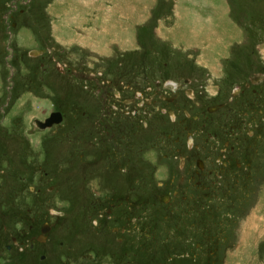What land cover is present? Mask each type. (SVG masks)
<instances>
[{
    "label": "rangeland",
    "instance_id": "rangeland-1",
    "mask_svg": "<svg viewBox=\"0 0 264 264\" xmlns=\"http://www.w3.org/2000/svg\"><path fill=\"white\" fill-rule=\"evenodd\" d=\"M260 74L264 0H0V264H264Z\"/></svg>",
    "mask_w": 264,
    "mask_h": 264
},
{
    "label": "flooded vegetation",
    "instance_id": "flooded-vegetation-1",
    "mask_svg": "<svg viewBox=\"0 0 264 264\" xmlns=\"http://www.w3.org/2000/svg\"><path fill=\"white\" fill-rule=\"evenodd\" d=\"M255 82H259L260 80L262 81V80H264V74H260V75H257V77H255ZM253 81V80H252ZM254 82V81H253ZM166 87H168V88H170V90L172 91L171 92V96L170 97H168L167 99H172V98H176L177 96H178V92H179V89L180 88H183L182 86H180V85H177V84H174V83H167L166 85H165ZM237 90H235L234 91V94H237ZM188 96H191V97H193L194 96V93L193 92H190V93H188ZM258 104V103H257ZM249 107H251L252 106V103H249ZM220 106L219 105H213V106H209L208 107V111L209 112H212V111H214V110H216V109H218ZM253 107H254V105H253ZM256 123H259V122H256ZM261 124H263L262 123V121H260V124H257L256 126H255V129L251 132V134L249 135V136H246L244 139H245V141H247V144H250V148H251V153L253 152V153H255V151H254V148H259V146L258 145H254L253 143H255L256 144V138H254L255 137V133L257 132V131H259V133H260V127L262 128V126H264V125H261ZM252 126H254V124H251ZM237 128H239V126L237 127ZM240 130H241V128H239ZM244 134V132L241 134V135H243ZM261 134V136H260V138L262 137V133H260ZM261 143H264V140H263V142L261 141ZM194 145V143H193V139H189L188 140V145H189V147H191V145ZM248 152V151H247ZM250 152H248V153H250ZM256 152H258V151H256ZM260 155V154H259ZM262 157V156H261ZM263 161V160H262ZM184 163H185V160L184 159H181L180 160V164H181V167L183 168L184 167ZM197 165H198V167L200 168V169H202V170H204L205 168H206V165H205V162L203 161H201V162H197ZM263 165H264V163H263ZM36 241V243L37 244H42L41 242H39V241H37V240H35Z\"/></svg>",
    "mask_w": 264,
    "mask_h": 264
},
{
    "label": "water",
    "instance_id": "water-1",
    "mask_svg": "<svg viewBox=\"0 0 264 264\" xmlns=\"http://www.w3.org/2000/svg\"><path fill=\"white\" fill-rule=\"evenodd\" d=\"M60 120H61L60 112H52L46 119L38 122V125L41 127H48V126H51L52 124H54L55 122H58ZM47 229H48V226L44 225L41 232L43 233ZM37 238L44 240L45 237L43 235H39Z\"/></svg>",
    "mask_w": 264,
    "mask_h": 264
},
{
    "label": "crops",
    "instance_id": "crops-1",
    "mask_svg": "<svg viewBox=\"0 0 264 264\" xmlns=\"http://www.w3.org/2000/svg\"><path fill=\"white\" fill-rule=\"evenodd\" d=\"M212 9H213V8H212ZM220 10H221V8H220ZM215 13H216V11H215ZM216 16H218V15H216ZM207 17L209 18L210 16H207ZM214 17H215V16H214ZM209 30H210V29H209ZM209 30H208V32H207V29H205V31H204V35H209V34H208V33H209ZM191 33H196V32H195V30L192 31V29H189V34H191ZM189 34H188V36H190ZM202 39H205V41H207V42L210 41V39H208V38H203V37H202ZM186 43H187V44L190 43V40H189L188 38L186 39Z\"/></svg>",
    "mask_w": 264,
    "mask_h": 264
},
{
    "label": "bare ground",
    "instance_id": "bare-ground-1",
    "mask_svg": "<svg viewBox=\"0 0 264 264\" xmlns=\"http://www.w3.org/2000/svg\"><path fill=\"white\" fill-rule=\"evenodd\" d=\"M32 53L34 54V53H38V52H32ZM253 80H254V81L256 80L255 77L253 78ZM38 122H40V121H37V125H38ZM38 127L41 128V126H39V125H38ZM48 228H49V227H48ZM48 230H49V229H47L46 231H44L43 234L47 233ZM44 239H45V238H44ZM37 241H39V242H41V243L44 242V240H42V239H38V238H37Z\"/></svg>",
    "mask_w": 264,
    "mask_h": 264
}]
</instances>
